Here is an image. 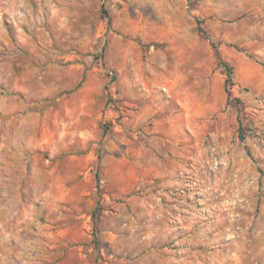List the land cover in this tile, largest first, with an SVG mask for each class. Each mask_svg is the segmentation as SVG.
<instances>
[{"label": "rangeland", "instance_id": "374dc122", "mask_svg": "<svg viewBox=\"0 0 264 264\" xmlns=\"http://www.w3.org/2000/svg\"><path fill=\"white\" fill-rule=\"evenodd\" d=\"M170 78L216 109L122 131ZM0 264H264V0H0Z\"/></svg>", "mask_w": 264, "mask_h": 264}, {"label": "crops", "instance_id": "0c3cea01", "mask_svg": "<svg viewBox=\"0 0 264 264\" xmlns=\"http://www.w3.org/2000/svg\"><path fill=\"white\" fill-rule=\"evenodd\" d=\"M237 68L232 89L236 91L234 93L237 94V97L241 95L248 97L249 92L242 94L236 89L237 86L250 85L252 83L256 66L250 59L241 58L237 64ZM168 91L171 108L174 110L171 114L163 112L165 111V104L162 101L163 97L161 95L163 94L160 91L157 90L158 93L152 95V101L144 96V104H140L138 103L139 98L129 96V92L125 90L123 93L125 106L123 107L124 124L122 125V131H128L131 128L136 129L143 122L152 118L157 124H160L165 119V122L171 124V130L185 132L184 138L179 133L177 134L176 139L179 141L188 138V133L186 132L192 131L195 122L202 116H205L209 109H216L214 103H211L209 100L211 85L208 84L207 79L204 82L199 81L198 83H192L191 81L181 83L179 80H175V78H170L168 80ZM84 129L85 126L83 125L79 126L78 124L75 126V132L82 133ZM99 130L101 131L100 128L96 130L97 133L100 132ZM2 239L9 243L10 238ZM10 251H12L11 248L7 247V251L3 252V254L9 257Z\"/></svg>", "mask_w": 264, "mask_h": 264}, {"label": "trees", "instance_id": "16d2710c", "mask_svg": "<svg viewBox=\"0 0 264 264\" xmlns=\"http://www.w3.org/2000/svg\"><path fill=\"white\" fill-rule=\"evenodd\" d=\"M199 30L202 32V33H205V30L202 26H199ZM213 47L216 51V55H217V58L219 60V63L222 64V65H225L226 67H229V63L223 59L222 55L220 54V52L218 51L217 49V46L213 43ZM233 68L229 67L227 69V72H226V90H227V93H228V97L229 99L231 98V88L232 86L234 85V77H233Z\"/></svg>", "mask_w": 264, "mask_h": 264}]
</instances>
